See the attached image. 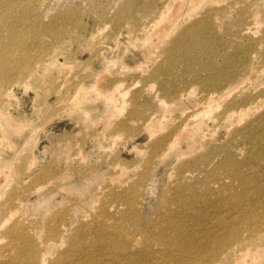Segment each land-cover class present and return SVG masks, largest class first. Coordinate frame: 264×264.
<instances>
[{"label":"rangeland","instance_id":"374dc122","mask_svg":"<svg viewBox=\"0 0 264 264\" xmlns=\"http://www.w3.org/2000/svg\"><path fill=\"white\" fill-rule=\"evenodd\" d=\"M128 1L44 0L41 17L45 23H53L60 12L68 9L77 10L84 15L85 23H82L85 25L81 24L77 29L82 36L81 42L71 40V43L67 42L56 52L53 60L55 65L57 61L59 65L53 69L51 77L46 78V82L42 79H33L30 84L32 87L26 93H23L19 86L11 89L9 87L3 92V95H6L0 101V170L9 168L12 172L15 171L14 165H18L16 166L18 169L14 167L17 170L16 174L12 172L8 180L5 178L6 186L0 191V199L5 197L0 204L6 202L15 188L22 192L23 196L16 201L19 205L9 214L6 224L12 225L14 219L21 217L25 228L29 229L42 250L41 264H50V261L59 259L58 256L63 251L68 256L73 241L69 239L72 229L80 223L91 222L92 217L100 211H109L114 215V222L119 221L120 215L128 207L127 204L118 201L114 195L126 193L130 195L132 189L136 190L137 219L129 225L132 234L131 244L136 245L147 232L154 235L156 233L154 222L175 210L166 201V196L168 194L167 197L170 198L178 192L173 190H176L180 177L184 175V178L189 180L184 183L206 177L205 175L202 177L197 170H187L189 168H184L183 165L203 156L210 150V146L223 145L230 140L232 142L235 138H232L235 129L245 125L244 118L246 120L248 115L244 112H231L228 110L229 103L236 99L237 110H242L246 109L244 106L248 102L246 100L248 96L253 98L251 100L249 97L250 102L264 100V0H197L201 2L198 3L200 6L195 5L196 0H186V6L180 13L183 17L179 14V22H185L177 29L172 28L170 23L168 24L170 29L165 25L157 28L161 30L162 37L161 35L157 37L160 31L157 32L155 27L137 30L132 29L127 21L116 24L119 20L120 8ZM219 7L226 8V13H217L216 8ZM176 9L171 8L172 12L168 14L173 13L174 15L170 16H175ZM211 9L214 22L221 25V35L235 34L240 51L247 43H253V48L248 54V67L239 63L236 71L241 88L228 91L232 94L225 93L221 99H218V94L214 93L215 102L208 110L206 109L209 116L207 114L203 116L207 113L203 109L207 106L203 103L207 92L203 86L191 85L190 91L185 89L186 85L178 86L177 90L185 94L182 95L181 102L175 101L173 96L167 93L164 77L159 74L158 68L166 65L168 57L165 53L166 46L173 42L176 34L189 23L186 21L188 17L201 19ZM158 15V9L152 13H142L140 21L143 26H148L153 20H158ZM226 25L230 27L227 33ZM247 26L250 28L248 34L244 32ZM104 27L106 30H103ZM97 30L101 32L103 30V33ZM172 32L175 34H171ZM92 37L95 39L93 40ZM116 37L120 39L112 40ZM166 39L168 42H163ZM164 43L165 47H163ZM234 44L225 53H234L236 51ZM143 59L149 60L147 61L149 64L143 66ZM221 65L223 66L224 62H221ZM71 66L76 69L72 71ZM141 66L146 68L142 69ZM251 66L253 73L248 71ZM54 75H59L60 80L56 79L57 81L51 83V78L56 77ZM43 83H46L47 88ZM41 86H44L43 89ZM114 87L117 88L119 96L115 93L112 97ZM44 88L47 92L43 94ZM80 90L83 94H80ZM104 91H107L105 95L102 94L105 93ZM108 91H112L113 94ZM77 92L79 95L76 94ZM40 95L44 96L39 99ZM74 95L76 96L73 97ZM8 99L15 102L9 103ZM36 99L38 103L40 100L39 106L35 102ZM160 100H164L165 103ZM217 102L223 104L218 103L217 107L213 106ZM199 112H202V115ZM164 115L165 118L167 117L166 120ZM151 117L153 121H150ZM190 117L201 118L204 122ZM252 117L254 115H250L249 118ZM10 124L15 128H11ZM150 129L153 131L150 132ZM181 129L192 130L200 143L188 154L187 150L178 155L163 154L164 145H160L158 140L165 135L168 136V141L173 140L176 132ZM187 142L186 138L179 137L176 144L183 150ZM243 143L246 147L244 139L240 138L235 144L243 147ZM20 156H23L21 161L18 159ZM243 158L244 156H241L240 160ZM4 160L8 163L2 164ZM212 167L214 168L215 165ZM181 168L184 169L183 172ZM261 172L263 174H255L253 187H264V164ZM38 175L43 178L39 179ZM58 175L65 176L54 181L53 178ZM219 175L213 181L209 179L214 188L219 187L218 179L229 181L225 173ZM16 179L18 181H15ZM260 194L256 198H262L264 190ZM208 210H206L208 214L201 221L207 226L221 222L223 228L225 224L233 221L234 215L231 212L221 211L216 207ZM63 213L68 214L66 223L62 226L64 240L61 236L46 241L48 224L52 220L55 224L56 218ZM3 215V211L0 210V220ZM182 226L187 233L192 227L201 230L200 225L194 224L187 218ZM209 230H215L214 236H220L223 231L219 232L218 228ZM244 236H247L246 231ZM0 239L2 246L0 264H10L8 262L12 260L14 251L3 230L0 231ZM236 251L240 253L239 248ZM258 255L242 264H264V256L260 252ZM171 257L177 258L178 255L175 253ZM171 257L161 256L159 264H174ZM142 258L146 260L148 256ZM205 258V253L195 256L190 252L179 261L190 264L193 261L201 262ZM156 260L152 256L151 262ZM76 261L79 264H113L106 250L89 247L86 254L73 256L72 264ZM134 262L129 261V264Z\"/></svg>","mask_w":264,"mask_h":264},{"label":"bare ground","instance_id":"6f19581e","mask_svg":"<svg viewBox=\"0 0 264 264\" xmlns=\"http://www.w3.org/2000/svg\"><path fill=\"white\" fill-rule=\"evenodd\" d=\"M195 2H197L195 5H199L198 3L200 1L196 0ZM43 4L44 0H0V101L2 97L6 95H3V92L9 87L11 89L19 86L21 87V91L26 93L28 89L32 87L30 84L33 79H42L43 82H46L48 76L51 77L50 74L53 69L59 65L58 61L57 65H55L53 60L56 52L61 49V47H64L67 42L70 41L71 43V40L81 42L82 36L77 32V29L81 24L85 25L84 15L77 10L68 9L60 12L56 16L54 22L48 24L45 23L41 17ZM185 6L186 0H129L127 4L125 3L120 8L119 20H117L116 24L119 25L122 24V21H127L132 29L147 30L148 27H155V30L158 32L159 29L157 28H161L163 25L167 28L170 23L172 28L177 29L185 22H179V14ZM171 8L172 10L177 8V14L175 16H170L173 13L170 15L168 14L172 12V10L170 11ZM157 9L159 10L158 20L155 19L148 26H143L140 21V14L152 13ZM225 9L226 8L219 7L216 8V12L225 14L227 11ZM212 12V9L207 11L206 15L201 19L189 16L188 19L186 18V21L189 23L184 25L182 30L176 34L173 42L166 46L165 43L168 42L167 40L170 39V37L163 41L165 42L163 47L166 46L165 53L168 54H166L168 57L166 58V65L158 68L159 74L164 77V86L167 93H170L175 101L181 102L182 95L185 94L177 90L178 86L186 85L187 87L185 86V89L188 91H190L191 85L200 84L203 86L207 91L203 102L208 106L203 108L205 111L215 102L214 93L218 94V99H221L228 91L241 88V82H239L236 71L238 70L239 63L248 67V54L251 48H253V43H247L244 44L242 51H240V46L236 40L235 34H229L228 36L221 35V25L214 22V14ZM181 16L183 17V15ZM107 26L108 25H106V27ZM170 28L171 27H168L167 29ZM228 28H230L229 25H226V33ZM103 30H106V28L104 27ZM103 30L102 32L99 30L101 34ZM99 31L97 30V32ZM159 31L157 37L162 34L161 30ZM154 32H152V34ZM244 32L248 34L250 28L248 26L245 27ZM173 33L175 34V32L171 34ZM95 37H92L93 40ZM118 37L112 40H117ZM232 44L236 46V51L229 54L225 53ZM162 45H160V47ZM145 61L146 60L143 59V66L149 64V62H147L149 60L144 63ZM221 62H224L223 66ZM143 66H141L142 69H145L146 66L145 68ZM71 68L72 71L76 69V67L73 69L72 66ZM61 69L63 70V68ZM248 71L253 73V67H249ZM58 76L59 75H57L55 79H52V77L51 83L57 81L56 79H59ZM136 82L138 83L139 81ZM47 83L49 84V82ZM45 84L46 83H43L45 88H47ZM44 86H41L42 89ZM117 86L120 85L117 84ZM115 87L112 97L115 96V93H118L117 88H120ZM45 90L41 92L44 94L47 92V89ZM48 90L50 91V89ZM106 92L101 93L105 95ZM108 92L113 94L111 93L112 91ZM81 93L83 94L80 90V94ZM76 94L79 95L78 92ZM42 96L40 95L39 99H41ZM75 96L76 95L73 97ZM249 97L250 96L246 98L248 102L245 106L243 105L246 109L237 110L238 102L236 99L231 101L228 105V110L231 112H244V114L246 113V115H248L246 120L244 118V122H246L245 125L235 129L234 136H232V138L235 137L234 140L232 142L231 140L227 141L223 145L216 144L210 146V150L203 156H199L183 165L184 168H189L187 170H197L202 177H204V175L206 177L200 178L195 182L190 181L191 183H184V181H189L184 178V175L180 177L175 188L176 190H173L174 192H178L170 198L167 197L168 194L166 196V201L168 204L170 203V206L174 207L175 210L170 211L169 215L162 216L154 222L156 229L154 235L147 232L136 245L134 243L133 245L131 244L132 234L129 225L137 219L135 213L136 190L132 189L130 195L128 193L114 195L118 201L123 202L125 205L127 204L128 207L127 210L120 215L121 219L119 221L115 220L114 222V215L110 214L109 211L103 210L95 214L91 222L76 225L72 229L69 238L70 241H73L70 244L68 256H66L63 251V253L58 256L59 259L50 261V264H72L73 256L86 254L88 247L106 250L108 258L113 261V264H129V261H135L133 264H159L161 256L171 257L175 253H177L178 257H171L174 264H189L185 261L180 263L179 259L182 260V258L190 252L195 256H198L200 253H205L206 257L201 262L193 261L190 264H197L198 262V264H242L243 262H248L249 258H255L254 256L258 255V252L264 256V196L262 198H256V196L261 195L260 192L264 190V187H253L255 174H263L261 171L264 164V110L262 111V108H264V100L250 102L253 98L250 97V100ZM108 98L109 97H107V99ZM117 99L116 97V100ZM223 100L222 102L224 103ZM11 101L15 102L11 99H8L7 102L11 103ZM160 101L165 103L164 100ZM35 102H37L39 106L40 100L39 103L37 99ZM61 103H63V101H61ZM218 103L219 102L213 106H216ZM222 104L219 103V105ZM45 105L47 104L45 103ZM166 105L169 104L166 103ZM255 106L258 107L256 108ZM210 109L213 110V108ZM204 110L202 112H204ZM46 112H48V110ZM202 112L199 113L202 115ZM206 112L207 113L203 114V116L206 114L209 116L208 111ZM212 112L215 113L214 111ZM196 113L198 115V112ZM211 114L212 113H210V115ZM250 115H254V117L249 118ZM165 116L166 115H164V118ZM152 117L150 121H153ZM197 118L194 119L196 120ZM198 119L201 120V118ZM202 120L201 122H204ZM196 123L193 124L196 125ZM185 124L187 126V123ZM10 127L12 128L13 126L10 124ZM155 130L157 129H154V131ZM152 131L153 130L150 132ZM179 137L186 138L188 141L186 144L187 146L182 148L183 150L177 147L176 144ZM167 138L168 136L165 135L158 140L160 145H164L163 154L165 155H178L184 150H187L186 153L188 154L200 143L197 137L193 135V131L188 129L177 131L173 140L168 141ZM240 138L244 139L246 147H244V143L242 145L243 147L235 144L238 143ZM239 156H244L243 160H240ZM22 157L20 156L18 158L20 159L19 161H21ZM7 163V160L2 161V164ZM18 163L20 164V162ZM28 164H30V161ZM12 165L14 164L12 163ZM212 165H215V167L211 168ZM16 166L18 167V165H14V167ZM14 167L13 170L15 171H12L13 173L17 171ZM183 170L184 169L181 168V172H183ZM12 172L9 168L0 170V191L5 188L6 179L8 180ZM220 173H225V177L229 179V181L218 179L219 181L217 183L219 187L214 188L211 186L210 180L213 181L217 179ZM64 176L65 175H58L56 178H53V180L58 181ZM118 176H116V179ZM18 177L19 176H17V178ZM37 177L39 179L43 178L41 175ZM15 181L18 180L16 179ZM138 184L140 185L141 182ZM7 186L9 188L11 187L10 185ZM22 196V192H20L18 188H15L6 202L0 204V210H2L4 214L3 218L0 220V231H4V236L8 238V242L14 251L11 257L12 260L8 263L41 264L42 250L31 235L29 229L25 228L24 221H22L21 217L18 216L14 219L12 225L8 224L7 226L6 224L8 223L9 214L19 205L16 201ZM3 197L0 201L3 200ZM97 200H99L98 196ZM8 203H10V205H8ZM211 207H216L221 211L231 212L234 215L233 221L230 224H225L223 228H221V222H216L214 226H207L205 223H201L202 219L208 214V209ZM67 217V213L60 214L56 218L55 224L53 220L48 224L46 241L61 236H63L62 240H64V230L62 226L65 225ZM186 218L194 224L200 225L201 230L192 227L187 233L182 226L183 222H186ZM212 228H218L219 232L220 230L223 231L220 236H214L216 234L215 230H209ZM245 231L247 232V236H244ZM237 248H239L240 253L236 251ZM1 250L2 246H0V251ZM147 256L148 258L146 260L142 258ZM152 256L157 260L151 262ZM74 264L79 263L76 261Z\"/></svg>","mask_w":264,"mask_h":264}]
</instances>
